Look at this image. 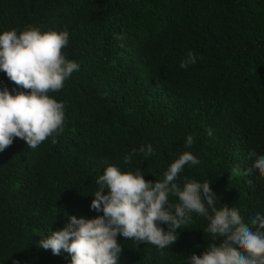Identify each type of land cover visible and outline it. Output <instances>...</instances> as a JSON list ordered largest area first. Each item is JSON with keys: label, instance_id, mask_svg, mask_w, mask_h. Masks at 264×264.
Returning a JSON list of instances; mask_svg holds the SVG:
<instances>
[{"label": "trees", "instance_id": "1", "mask_svg": "<svg viewBox=\"0 0 264 264\" xmlns=\"http://www.w3.org/2000/svg\"><path fill=\"white\" fill-rule=\"evenodd\" d=\"M30 25L67 30L61 52L79 70L48 93L65 105L57 142L31 149L13 138L0 152V264H70L68 253L39 242L69 216L102 215L90 204L108 166L155 183L190 152L200 163L185 165L178 184L211 181L217 208L235 206L245 223L264 214V178L252 169L264 156V0H0V33ZM189 51L196 62L181 68ZM4 87L27 92L0 71ZM146 144L153 155L137 151L124 163ZM208 223L192 213L164 249L117 235V264H190L212 242Z\"/></svg>", "mask_w": 264, "mask_h": 264}, {"label": "clouds", "instance_id": "2", "mask_svg": "<svg viewBox=\"0 0 264 264\" xmlns=\"http://www.w3.org/2000/svg\"><path fill=\"white\" fill-rule=\"evenodd\" d=\"M115 39L124 37L121 34ZM68 42L67 30L42 33L31 25L19 34L14 29L0 33V71L27 90L14 95L7 87L0 90V152L12 145L13 138L35 149L49 137L55 144L56 135L63 133L65 105L48 93L63 89L65 81L79 70V64L61 52ZM195 62L189 51L180 67ZM206 132L213 135L211 128ZM193 143L194 137L189 135L185 146ZM137 151L144 157L155 153L151 144L142 145L125 155L124 163L130 164ZM199 163L190 152H184L155 183L146 181L139 169L122 173L118 167L108 166L96 179L99 187L90 204L91 210L102 215L92 219L69 216L62 229L40 240L39 247L50 249L53 255L63 250L70 255V264H117L122 250L117 235L131 238L136 246L146 242L164 249L177 241V230L195 213L208 220L205 230L212 242L200 256L189 255L190 264H264V214L256 212L250 223H245L235 206L219 204L217 208L219 197L210 188L211 181L201 183L185 177L182 186L176 182L185 165ZM252 169L264 178V156H256ZM233 172L239 175V166ZM170 196L179 202L171 203Z\"/></svg>", "mask_w": 264, "mask_h": 264}]
</instances>
